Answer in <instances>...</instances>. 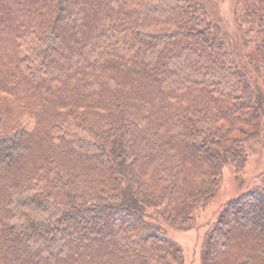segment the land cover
<instances>
[{
    "label": "trees",
    "instance_id": "obj_1",
    "mask_svg": "<svg viewBox=\"0 0 264 264\" xmlns=\"http://www.w3.org/2000/svg\"><path fill=\"white\" fill-rule=\"evenodd\" d=\"M0 0V264H183L188 229L264 128V0ZM201 264H264V175Z\"/></svg>",
    "mask_w": 264,
    "mask_h": 264
},
{
    "label": "rangeland",
    "instance_id": "obj_2",
    "mask_svg": "<svg viewBox=\"0 0 264 264\" xmlns=\"http://www.w3.org/2000/svg\"><path fill=\"white\" fill-rule=\"evenodd\" d=\"M240 6L237 0H212L210 2L213 18L220 22L232 40L234 50L250 74L254 79L261 82V74L255 67L258 58L252 57L253 61H251V53L248 56L251 51H248V47L244 45V34L236 12ZM251 149L252 152L241 172H236L233 167H225L219 190L206 205L195 212L194 221L190 228H166L171 239L177 242L183 250V264H201L202 242L222 207L230 200L253 189L260 182L264 175V128L260 142L252 144Z\"/></svg>",
    "mask_w": 264,
    "mask_h": 264
}]
</instances>
